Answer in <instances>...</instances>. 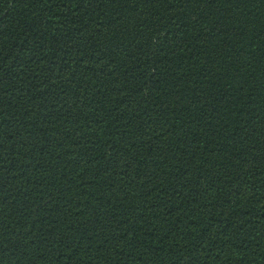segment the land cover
Segmentation results:
<instances>
[{"label": "trees", "instance_id": "trees-1", "mask_svg": "<svg viewBox=\"0 0 264 264\" xmlns=\"http://www.w3.org/2000/svg\"><path fill=\"white\" fill-rule=\"evenodd\" d=\"M0 264H264V0H0Z\"/></svg>", "mask_w": 264, "mask_h": 264}]
</instances>
